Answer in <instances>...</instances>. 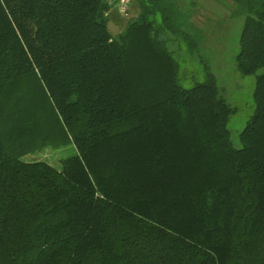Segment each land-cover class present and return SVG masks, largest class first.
I'll use <instances>...</instances> for the list:
<instances>
[{
	"label": "trees",
	"instance_id": "16d2710c",
	"mask_svg": "<svg viewBox=\"0 0 264 264\" xmlns=\"http://www.w3.org/2000/svg\"><path fill=\"white\" fill-rule=\"evenodd\" d=\"M136 2L114 33L109 0H0V264H264V0L233 1L240 147L215 78L184 87L161 38L191 24Z\"/></svg>",
	"mask_w": 264,
	"mask_h": 264
},
{
	"label": "rangeland",
	"instance_id": "374dc122",
	"mask_svg": "<svg viewBox=\"0 0 264 264\" xmlns=\"http://www.w3.org/2000/svg\"><path fill=\"white\" fill-rule=\"evenodd\" d=\"M233 1L197 0V6L208 12L210 17H194L193 28L185 37H178L169 31L167 40L165 35L161 38L166 41L165 45L178 62L180 83L184 87L190 88L210 75L215 78L219 91L233 107L228 124L229 135L232 144L240 147L239 134L255 110L256 79L254 75L242 76L237 69L236 55L245 14L235 9ZM131 17H122L120 22L125 24ZM109 25L114 33L118 31L113 20H110ZM74 151L72 143L59 147L48 145L24 158L45 160L58 166Z\"/></svg>",
	"mask_w": 264,
	"mask_h": 264
},
{
	"label": "crops",
	"instance_id": "0c3cea01",
	"mask_svg": "<svg viewBox=\"0 0 264 264\" xmlns=\"http://www.w3.org/2000/svg\"><path fill=\"white\" fill-rule=\"evenodd\" d=\"M167 5L171 6L174 10L175 17H184L183 19L186 20V22L190 23L193 28V19L194 17H198L199 19L201 17H207L209 16V13L206 12L202 7L199 8L197 6L196 1L197 0H163ZM190 2L188 4V2ZM110 20H113V23L115 27H117L118 30H121L124 28L125 24H122L120 20H122V15L119 13L118 9L116 7H111L110 9ZM140 13V7L137 5L136 0H132L131 4V18L137 17ZM210 17V16H209ZM119 22V23H118Z\"/></svg>",
	"mask_w": 264,
	"mask_h": 264
},
{
	"label": "built area",
	"instance_id": "2783aa9c",
	"mask_svg": "<svg viewBox=\"0 0 264 264\" xmlns=\"http://www.w3.org/2000/svg\"><path fill=\"white\" fill-rule=\"evenodd\" d=\"M111 7H116L123 17H129L132 0H109Z\"/></svg>",
	"mask_w": 264,
	"mask_h": 264
}]
</instances>
